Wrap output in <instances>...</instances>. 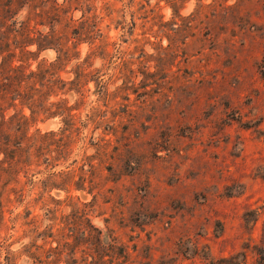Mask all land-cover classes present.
I'll use <instances>...</instances> for the list:
<instances>
[{
  "label": "rangeland",
  "instance_id": "374dc122",
  "mask_svg": "<svg viewBox=\"0 0 264 264\" xmlns=\"http://www.w3.org/2000/svg\"><path fill=\"white\" fill-rule=\"evenodd\" d=\"M41 69L0 264H264V0H0V83Z\"/></svg>",
  "mask_w": 264,
  "mask_h": 264
},
{
  "label": "trees",
  "instance_id": "16d2710c",
  "mask_svg": "<svg viewBox=\"0 0 264 264\" xmlns=\"http://www.w3.org/2000/svg\"><path fill=\"white\" fill-rule=\"evenodd\" d=\"M1 66L2 69H4ZM11 69H16V67L13 65L10 66ZM3 81L0 83V91L2 92V96H6L7 94H14L18 95L21 99L24 98L26 99L25 102L30 106L33 107L36 104V99H34L31 95L28 96L29 94L34 95L36 92H41L42 88H38V85L36 84L37 81H40L42 87H52L53 85L51 84L53 73L48 72L47 69H41L38 73H36L34 70H31L30 73H8L3 70ZM50 73L51 77L48 76ZM44 76V77H43ZM30 78L31 81H27L30 83L28 87L25 86V88H28L27 92L25 91L24 95L23 92L20 91V88L23 86V83H25V78ZM36 77V79H34ZM41 77V79H40ZM52 85V86H51ZM16 86V88H14ZM26 95V96H25ZM244 255V254H242ZM237 256H235L236 258Z\"/></svg>",
  "mask_w": 264,
  "mask_h": 264
}]
</instances>
